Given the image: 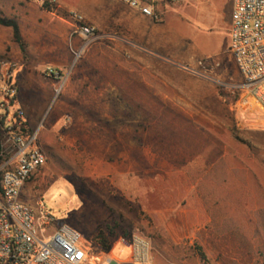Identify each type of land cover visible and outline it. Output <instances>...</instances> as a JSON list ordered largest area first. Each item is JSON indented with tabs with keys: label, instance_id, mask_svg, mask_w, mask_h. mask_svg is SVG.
<instances>
[{
	"label": "rangeland",
	"instance_id": "obj_1",
	"mask_svg": "<svg viewBox=\"0 0 264 264\" xmlns=\"http://www.w3.org/2000/svg\"><path fill=\"white\" fill-rule=\"evenodd\" d=\"M179 1L167 19H184L208 65L180 68L168 41L158 59L141 54L151 68L143 70L123 30L79 47L59 69L42 59L35 36H22L25 57L0 26V58L19 63L20 104L47 158L22 198L76 229L94 256L127 261L118 241L137 234L154 264H264V113L235 107L242 79L225 30L232 0ZM0 11L18 22L11 3ZM50 68L64 76L59 95ZM1 146L0 174L10 156L3 134Z\"/></svg>",
	"mask_w": 264,
	"mask_h": 264
},
{
	"label": "built area",
	"instance_id": "obj_2",
	"mask_svg": "<svg viewBox=\"0 0 264 264\" xmlns=\"http://www.w3.org/2000/svg\"><path fill=\"white\" fill-rule=\"evenodd\" d=\"M40 8L56 13V0H31ZM142 16L162 21V4L176 0H121ZM73 35L85 46L98 37L97 29L83 15L72 12ZM229 52L241 76L240 98L235 107L254 106L264 113V0H232ZM203 65V62H199ZM19 63L12 57L0 58V128L9 151V159L0 174V264H154L151 244L137 234L118 243L130 250L127 261H118L112 252L94 256L84 237L67 224L57 225L40 201L36 205L22 198L25 184L46 163L38 132L24 134L26 114L19 100L16 71ZM46 76L58 83L59 95L64 76L52 68ZM117 243V244H118Z\"/></svg>",
	"mask_w": 264,
	"mask_h": 264
},
{
	"label": "crops",
	"instance_id": "obj_3",
	"mask_svg": "<svg viewBox=\"0 0 264 264\" xmlns=\"http://www.w3.org/2000/svg\"><path fill=\"white\" fill-rule=\"evenodd\" d=\"M56 1L58 3L56 14L58 15L40 8L31 0H0L1 8L2 2L6 4L11 3L17 12L16 17L22 36H35L39 49L45 51L42 59H49L51 67L59 69L67 67L73 62L72 59L80 57L81 52L78 51L79 47L82 49L84 45L86 48L94 42L85 46L82 38L73 35L71 23L62 17L63 14L72 12L83 15L88 24L97 28L99 32L98 36L113 34L117 31L123 32V30L131 32L135 57L134 63L136 66L139 65V68L143 65V70H150L151 68H149L150 66L147 67L144 61L142 63L141 54H143V57H148L150 61L158 59L157 56L159 55L156 54L157 51L167 53L166 45L168 41L172 43L174 53L172 57L177 61L180 68L196 66L199 62L208 65L204 54L198 49V43L192 34L193 32H188L189 25L186 26L184 24V19L178 17L173 21V24L168 21L167 11L169 4L161 6L162 21L156 23L150 18L142 16L137 10L130 8L121 0ZM181 1L186 2L187 0H180L178 6H183L180 5ZM71 3L75 5L70 6L72 5ZM231 20L232 12L231 16L229 15V27L225 29L229 38L228 48ZM4 28L12 34L11 28ZM170 29L172 30L171 38L167 36V31ZM49 36H55V42L51 43L48 39ZM210 37H212L210 41L215 39V35H210ZM81 41L82 44H80ZM134 74L137 75V72ZM138 74L141 75V72ZM139 81H141L140 76ZM27 125L31 129L33 128L31 123L27 122Z\"/></svg>",
	"mask_w": 264,
	"mask_h": 264
},
{
	"label": "trees",
	"instance_id": "obj_4",
	"mask_svg": "<svg viewBox=\"0 0 264 264\" xmlns=\"http://www.w3.org/2000/svg\"><path fill=\"white\" fill-rule=\"evenodd\" d=\"M0 26L2 27H7L12 29V35H13V40L18 46L20 47L22 53L26 57V47H25V42L23 40V37L21 35L20 27L18 22L15 19L7 18L4 17L0 11ZM22 132L24 134H31L33 132V129H31L27 123L24 124V127L22 129ZM2 130L0 128V161L3 159L2 158V146H1V138H2ZM35 176V175H34ZM33 176V177H34ZM107 250H109L107 248Z\"/></svg>",
	"mask_w": 264,
	"mask_h": 264
}]
</instances>
